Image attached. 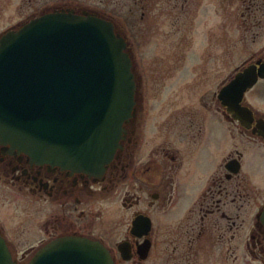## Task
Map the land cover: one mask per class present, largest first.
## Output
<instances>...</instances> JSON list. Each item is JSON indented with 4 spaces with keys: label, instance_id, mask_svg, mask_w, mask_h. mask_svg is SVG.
<instances>
[{
    "label": "flooded vegetation",
    "instance_id": "flooded-vegetation-1",
    "mask_svg": "<svg viewBox=\"0 0 264 264\" xmlns=\"http://www.w3.org/2000/svg\"><path fill=\"white\" fill-rule=\"evenodd\" d=\"M45 7L6 30L56 9L89 11L66 0ZM254 65L264 66V45L252 50L218 90L215 87L211 104L202 97L197 110L168 103L175 89H164V149L158 153L150 141L155 127L150 125L143 77L137 73L135 117L125 125L121 148L99 175L36 162L0 138V184L34 201L39 215H46L43 230L31 231L37 236L44 231L45 237L25 253L7 234L6 220L12 218L11 213L0 212V232L17 264H27L48 242L70 236L101 242L115 264H264V223L259 217L263 191L251 181L245 167L258 151L264 161V97L255 95L264 78L245 94L243 105L254 112L249 128L234 121L218 100L224 85ZM216 114L221 116L231 144L219 168L202 178L201 156ZM233 125L244 139L241 144L234 142ZM201 180L204 188L189 200ZM162 224L164 231L158 232Z\"/></svg>",
    "mask_w": 264,
    "mask_h": 264
},
{
    "label": "water",
    "instance_id": "water-1",
    "mask_svg": "<svg viewBox=\"0 0 264 264\" xmlns=\"http://www.w3.org/2000/svg\"><path fill=\"white\" fill-rule=\"evenodd\" d=\"M132 56L112 21L58 11L0 38V138L34 161L99 175L121 148L138 106ZM264 71L246 69L220 98L235 119L252 120L245 92ZM261 219L264 222V211ZM0 264H16L0 233ZM29 264H115L83 237L44 246Z\"/></svg>",
    "mask_w": 264,
    "mask_h": 264
},
{
    "label": "rangeland",
    "instance_id": "rangeland-1",
    "mask_svg": "<svg viewBox=\"0 0 264 264\" xmlns=\"http://www.w3.org/2000/svg\"><path fill=\"white\" fill-rule=\"evenodd\" d=\"M64 1L0 0V30L19 22L35 9H45L56 2L61 5ZM66 1L72 6L85 3L80 8L89 7L112 17L129 36L138 60V72L144 78L145 104L150 109V125L155 127L150 141L157 153L164 149V89H175L168 103L184 105L187 110H197L202 97L211 104L215 87L218 90L223 79L252 50L264 45V0ZM255 95L264 97V85ZM221 121V116L216 114L210 126L209 141L201 156L202 178L218 169L229 151L231 143ZM233 129L237 138L234 142L241 144L244 139L239 128L233 125ZM257 153L250 156L245 167L251 181L263 191L264 200V161L260 151ZM204 184L201 180L197 189L194 187L189 200ZM26 198L0 184V212L12 215L5 219L9 227L7 234L25 253L45 237L44 231L38 236L31 231L43 230L46 220V215L37 212L36 203ZM157 231L163 232L164 224Z\"/></svg>",
    "mask_w": 264,
    "mask_h": 264
}]
</instances>
